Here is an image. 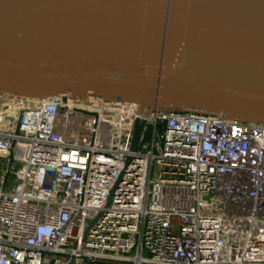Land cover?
Segmentation results:
<instances>
[{"label":"built area","instance_id":"1","mask_svg":"<svg viewBox=\"0 0 264 264\" xmlns=\"http://www.w3.org/2000/svg\"><path fill=\"white\" fill-rule=\"evenodd\" d=\"M0 264H264V122L0 94Z\"/></svg>","mask_w":264,"mask_h":264},{"label":"water","instance_id":"2","mask_svg":"<svg viewBox=\"0 0 264 264\" xmlns=\"http://www.w3.org/2000/svg\"><path fill=\"white\" fill-rule=\"evenodd\" d=\"M4 93L264 122V0H0Z\"/></svg>","mask_w":264,"mask_h":264},{"label":"bare ground","instance_id":"3","mask_svg":"<svg viewBox=\"0 0 264 264\" xmlns=\"http://www.w3.org/2000/svg\"><path fill=\"white\" fill-rule=\"evenodd\" d=\"M68 135H69V133H68Z\"/></svg>","mask_w":264,"mask_h":264}]
</instances>
